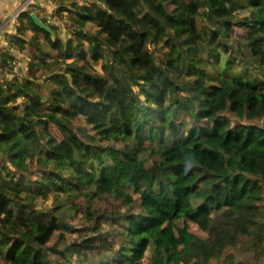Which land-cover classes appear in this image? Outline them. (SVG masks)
I'll list each match as a JSON object with an SVG mask.
<instances>
[{"label":"trees","instance_id":"obj_1","mask_svg":"<svg viewBox=\"0 0 264 264\" xmlns=\"http://www.w3.org/2000/svg\"><path fill=\"white\" fill-rule=\"evenodd\" d=\"M97 3L70 10L77 40L62 42L40 18L53 37L29 9L13 34L3 28L1 67L14 59L3 41L32 49L26 76L0 83V256L6 264H94L92 253L106 264L258 263L264 0ZM201 9L211 25L198 22ZM157 54L161 78L149 67ZM100 59L106 74L93 67ZM35 63L57 81L48 99L31 87ZM49 197L53 211H39L35 202ZM74 213L93 226L60 250ZM100 224L111 227L109 240Z\"/></svg>","mask_w":264,"mask_h":264},{"label":"rangeland","instance_id":"obj_2","mask_svg":"<svg viewBox=\"0 0 264 264\" xmlns=\"http://www.w3.org/2000/svg\"><path fill=\"white\" fill-rule=\"evenodd\" d=\"M92 1H95L96 3L98 2L97 4L99 6H102L103 3H105V0H64V1L53 0V3L58 5L60 8V11H63L64 15L71 20L72 24H74V20L70 15V10L78 9V7H80V5H87V4H90ZM178 4H179L178 1L173 2V3H168L166 5L167 11L168 12L172 11L174 7L178 6ZM113 6H114V4L110 5V7H113ZM42 12H43V9H42ZM240 15L243 16V15H245V13H241ZM42 16L46 17V21L55 29V32L57 33L58 38L60 40H62V42H67V40H70V39L71 40H77V36L74 35L75 30L72 31L67 27L62 28L61 26L60 27L55 26L51 22L48 15L46 16V14H43ZM206 16H207V14H206L205 9H201L200 14H199V20H198L200 25H205V24L211 25L212 24L211 21L208 22ZM15 21H16V23H15ZM12 22L14 23L15 27L16 26H22V25H20L21 23H19V21H17V20H14ZM109 22H110V20L107 17L103 16L102 23H109ZM97 30L98 29L93 25H88V27H86V31L89 33H96ZM237 30L239 32L242 31L240 28H237ZM25 34H26L25 36H27V38L30 35L29 31H26ZM12 43L13 42H10L9 44L4 43V45L6 47H4L3 50L6 49L14 59H13V61L11 60V65L9 64L5 67L0 66V69H1L0 70V83L4 82L6 80L8 82H11V84L12 83L17 84V82L19 80H21L23 77L26 76L27 68H28L27 63L31 61V57L28 56L27 52H28V50H31L32 48L28 44H25L23 49H20L21 48L20 46H17V47L14 46V48H12L11 47ZM231 44H233L235 47L237 46L236 38H233L231 40ZM159 57H160V55L157 54L155 56V59L153 61H151V63L149 64V67H150L151 71L153 72V74L156 78H161V76H162L160 71H159V66H158L159 65ZM46 60L50 61V58H47ZM35 64H36L37 68H36V71L33 72L35 74H33L34 78H33V83L31 84V87L38 94H44V96L46 95V98L48 99V98H50V90L57 87V81L54 78L50 77L51 73L48 69H45L43 67L38 66L37 64H39V63H35ZM108 66L109 65L107 64V61H105L104 59H100L97 63L93 64L94 69L98 73H102V74L103 73L106 74L108 72ZM20 102H21V100H18V101H16L15 104L17 106H20V104H21ZM221 115L225 116L227 118L231 117L229 112H227V111H223V113H221ZM258 125L264 126V122L260 121V122H258ZM49 132L57 140H61V136L58 134V132L53 127L49 128ZM122 137L120 139H122ZM29 170H32V169H29ZM33 176L36 177L37 172L34 171ZM35 203H36V207L39 211H44V212L53 211L54 205H53V200L51 199V197H49L47 200L38 199ZM80 205L81 204H79V206ZM106 205H107V202H104L102 207L104 208ZM110 209L111 208H109V210ZM120 212H125V209L122 208V210ZM99 213H102L101 215H103L106 218L110 214V213H108V211H102ZM83 215H84V212H83ZM94 216H100V215L94 214ZM108 220L109 219H107V221ZM68 221H69L68 222L69 228L65 232L64 240L58 246V248L60 250H64L65 248L70 247V245L74 242H79L80 238L82 236L86 235L87 232L89 231V229L93 226V222H90V221L85 222V221L79 220V217L75 213L71 214ZM122 222H123V220H122ZM99 226H100L99 227V233L102 235V238L109 240L111 238V235L109 234L111 227L106 228L102 224H100ZM120 226L121 225L118 224V225H116V228H118ZM101 255H103V253H101V254L92 253L89 258L94 264H100V263L106 264L105 261L100 260ZM77 258H78L77 255L73 256V258H72L73 263L77 261ZM110 260H111V257H108V261H110ZM58 261L62 262V260L60 258L58 259ZM0 264H6L5 258L3 256H0ZM212 264H214V262H212ZM256 264H264V256Z\"/></svg>","mask_w":264,"mask_h":264},{"label":"crops","instance_id":"obj_3","mask_svg":"<svg viewBox=\"0 0 264 264\" xmlns=\"http://www.w3.org/2000/svg\"><path fill=\"white\" fill-rule=\"evenodd\" d=\"M21 1L22 0H0V21H1V19L5 18L8 14H10L15 8H16V10L20 9L27 0L23 1V3H21ZM60 1H64V0H60ZM28 8L30 9L31 13L36 14V16L39 19L42 18V19L46 20V17L42 16V15L46 14V16H47V13H49V7L44 9L41 2H36L34 5L30 4L28 6ZM42 9L44 10L43 14H42ZM16 10L14 12H16ZM14 12H12L11 14H13ZM8 22H9V20H7V21L4 20L0 24V30L2 31L0 33V39H2V35L1 34L4 31L7 34H13L15 32L14 23L13 22H9V24L7 25L6 23H8ZM3 28H4V31H3ZM4 43L5 42L3 41V44Z\"/></svg>","mask_w":264,"mask_h":264},{"label":"built area","instance_id":"obj_4","mask_svg":"<svg viewBox=\"0 0 264 264\" xmlns=\"http://www.w3.org/2000/svg\"><path fill=\"white\" fill-rule=\"evenodd\" d=\"M36 2H41L44 9L49 7V13H47V15L49 16L53 25L59 27L61 26L62 28L67 27L70 30L74 29L71 20L67 18L64 13L60 14L59 6L54 4L53 0H27L20 9L16 10V12L11 14L10 20H16L22 10H25L26 8L29 9L28 6L30 4L34 5ZM9 64L11 65V62H9L8 65Z\"/></svg>","mask_w":264,"mask_h":264},{"label":"water","instance_id":"obj_5","mask_svg":"<svg viewBox=\"0 0 264 264\" xmlns=\"http://www.w3.org/2000/svg\"><path fill=\"white\" fill-rule=\"evenodd\" d=\"M30 16H31L32 20L35 22V24H36L38 27H40V28L46 30L47 32H49V33L54 37V33H53V31H52V29H51L50 26H48V25H46L45 23H43V22H42V21L36 16V14L31 13Z\"/></svg>","mask_w":264,"mask_h":264}]
</instances>
